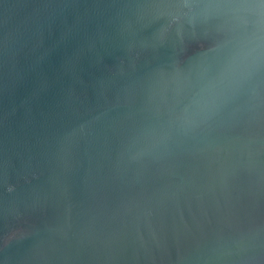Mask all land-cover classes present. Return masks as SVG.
Returning <instances> with one entry per match:
<instances>
[{
  "label": "water",
  "instance_id": "1",
  "mask_svg": "<svg viewBox=\"0 0 264 264\" xmlns=\"http://www.w3.org/2000/svg\"><path fill=\"white\" fill-rule=\"evenodd\" d=\"M0 264H264V0H0Z\"/></svg>",
  "mask_w": 264,
  "mask_h": 264
}]
</instances>
